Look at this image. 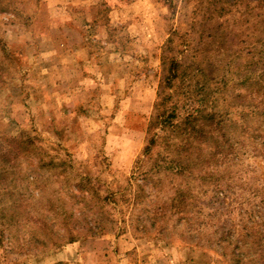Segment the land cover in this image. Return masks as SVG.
Wrapping results in <instances>:
<instances>
[{
  "label": "rangeland",
  "instance_id": "1",
  "mask_svg": "<svg viewBox=\"0 0 264 264\" xmlns=\"http://www.w3.org/2000/svg\"><path fill=\"white\" fill-rule=\"evenodd\" d=\"M262 171L264 0H0V264H264Z\"/></svg>",
  "mask_w": 264,
  "mask_h": 264
},
{
  "label": "trees",
  "instance_id": "2",
  "mask_svg": "<svg viewBox=\"0 0 264 264\" xmlns=\"http://www.w3.org/2000/svg\"><path fill=\"white\" fill-rule=\"evenodd\" d=\"M221 121H216L215 117H206L202 127H193L192 124L187 125L186 129H185V134L182 133V137H183V141L185 142L184 146L187 147L186 149L192 147V149H196V150H200L199 152H201L204 148V145H208L210 142L215 141V136H214V132L211 133L209 131H206L205 126L208 127H217L219 126V128L221 129ZM191 123V121H190ZM215 125V126H213ZM221 138L225 139V144H228L227 147H221L220 149H218L217 153H215L212 157L213 160L220 158V161L223 162H229V161H236L237 159H239V152L240 149L238 148L237 150V145L232 144L231 140L229 137L226 138V136H220ZM258 137V136H257ZM260 139V137H258ZM194 143V144H192ZM197 144V145H196ZM183 145V143H182ZM239 145V144H238ZM238 151V152H237ZM173 163V162H171ZM173 170L178 174V175H184L185 176H191L193 174L192 172V166H188V165H180L178 164H174L173 166ZM262 173L264 174V171H262ZM219 185H216L215 187V191H214V197L215 200H213V204H224V205H230L231 202V195H230V189H227V192L225 190H223V188H219ZM221 191V192H220ZM222 191L224 193H222ZM188 190L184 189L183 194L181 195L180 199L182 198V201L180 203L181 206H183V204L186 203V200L188 198ZM223 198H220V195ZM234 200V199H232ZM244 203H240V205H242ZM184 211H187L185 208H183ZM249 215V214H248ZM252 225L254 224V221H251ZM239 226V227H238ZM236 225V232L238 233L239 236H237V240H230V236H228V238L225 239L226 241V248H229L232 245V248L235 249H239L237 252L235 253L234 251H232V257L231 258H239L242 257L243 258V249L244 247H247L248 245H252L255 246L257 245V247L259 249H264V221H262V226L259 228H255V227H246L244 224L240 225ZM238 227V228H237ZM234 229V228H233ZM235 230V229H234ZM251 230H255L260 237L254 236L252 234H250ZM244 243V244H243ZM263 243V244H262ZM224 245V246H225ZM240 261L238 260V262H236V264H240Z\"/></svg>",
  "mask_w": 264,
  "mask_h": 264
}]
</instances>
